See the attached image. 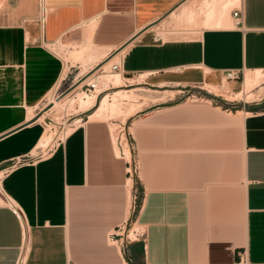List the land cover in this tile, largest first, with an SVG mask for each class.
<instances>
[{
  "label": "crops",
  "instance_id": "obj_1",
  "mask_svg": "<svg viewBox=\"0 0 264 264\" xmlns=\"http://www.w3.org/2000/svg\"><path fill=\"white\" fill-rule=\"evenodd\" d=\"M181 1L0 0V264H264V92L234 109L180 94L264 71V0H219L228 25L199 31ZM90 24L109 53L131 40L122 71L156 100L127 117L130 160L89 115L36 148L63 67L50 46Z\"/></svg>",
  "mask_w": 264,
  "mask_h": 264
},
{
  "label": "rangeland",
  "instance_id": "obj_2",
  "mask_svg": "<svg viewBox=\"0 0 264 264\" xmlns=\"http://www.w3.org/2000/svg\"><path fill=\"white\" fill-rule=\"evenodd\" d=\"M201 3H202V0L196 1L197 6L194 9L196 10L197 15L195 16V21L192 20L193 22L192 21L188 22V20L182 19V20H184L182 22H183V27L185 29L191 28V29H194V31H199L201 26H203V25L207 26L205 17H204V22L203 23L200 22V19L202 18V16H204V10L202 11L203 6ZM238 5H239V1L234 2L233 4H231L229 6V8H230L229 11L233 7H236ZM198 14H199V16H198ZM229 17H230V15H229ZM91 29H92V24H90L88 26V31H86L85 36H84V34L80 33L79 28L72 30L67 35H65L62 39L58 40L54 45L50 46L51 50L56 55L58 54L57 56L61 59L62 64H63V58H64L66 64L68 65V68H67L66 74H65L64 78L61 80L58 88H56V90H54L53 89L54 86H53L50 94L48 93L46 95V97L44 98L43 102L40 105V114L41 115L44 114L43 117H45L43 133H44V131L48 132L49 134L53 133L50 137V139H52L51 144L53 145V144H55L56 141L63 138L62 136H63V133L66 129H68V128L70 129L73 126L79 124L78 120L82 119L83 117L86 118L85 115H89L91 112H93L94 109L97 106H99L100 100L106 94H108V93L113 94V92L117 91V89H126V90L127 89H133L135 97L131 96L130 98L132 100L130 98L125 99V100L124 99L120 100L119 102H117L115 110H113L111 112L110 111L107 112L104 115V117H100V116L97 117L98 119L104 120L109 124L110 131H112L114 129V134L117 136V138L119 136L122 139V142L120 143L121 147L125 148V147H128L127 143H126L127 141H125V140H126V134H127L128 126L130 125V121L127 120L128 115L125 114L127 108H129L132 104H134L136 107H134L135 110L133 111V113H135L136 111L141 110V109L145 108L146 106H148L149 104H151L152 103L151 100L156 101V100H154L155 97L150 96V93L145 90L146 86L144 84L140 83L141 78L135 79V77H137V76H133V77H128L127 75L123 76L119 72L120 76L123 79V83L120 86L117 87V86H114L112 84H110V85L108 84V86L107 85L105 86V85L98 84L100 86V87L98 86L99 87L98 92H101V93L99 95H97L95 105L88 108V109H86V108L79 109L77 106L74 105L75 107L73 108L74 109L73 110L67 106L68 104L66 101H65V103L63 102L62 105L60 104L59 106H54L53 103L50 102L51 100H53V98L55 96L62 97L63 96L62 93L66 89H68L67 92H69L72 89V85L77 81L78 78L81 77V75H83L84 73L87 74L88 72L91 73L92 71H94V69L92 67H94V65L97 63L94 67V68H96L99 65L98 61L100 59H102L103 57H105L106 55L110 54L109 50H102L103 52L101 54H99L97 56H92V57L90 56L91 57L90 58L91 61H90V59L88 60V57H89L88 53H84L81 55H79V52L75 53L74 49L75 48L78 49V45L82 44L84 47L87 48L88 46H86V45L91 44V42L89 40ZM157 31L160 34H162L164 37H166V34H164V31H165L164 28H161ZM180 36H182V35H180ZM184 36H187V34H185ZM93 58H95L94 61H92ZM248 72L249 71H245V72H243V74H240L239 79L236 80L237 82L235 83L234 88H231V86L229 85V87H230V89H229L227 87V85L225 84L224 86L223 85H221L219 87L216 86V88H218L217 90H219V91L216 90V91H213L210 93L206 90V88H205L206 86L204 84H202V85H200V87H183L182 88L183 91H181L180 94H182L183 101L207 102L206 100L209 99L213 105H219V106L224 105V106H229V107H232V106H230L228 104H233L235 106V104H239V102L257 100L260 98V96L264 92L262 81H260V82L258 81L259 83L256 86L254 85L255 87L246 93L247 97L244 100L241 98L238 99V98H236V96L234 98V96L232 95V92H236V91L242 89V82H243L244 78H246ZM106 73L107 74H109V73L110 74L111 73L116 74V72H110L109 65H107L102 70L97 72L95 74V76H99V74H100V79L101 78L103 79L102 76H103V74L106 75ZM244 74H245V76H244ZM255 74L257 75L258 73L255 72ZM263 74H264L263 71H259L258 76L261 78L262 76H264ZM127 78H131V79H127ZM53 90H54V92H53ZM82 90L84 91L85 88L84 87H78L72 93H70V96L73 98H76V94ZM216 92L218 94H216ZM51 94H53L52 99L49 98V95H51ZM173 95H168V97H172ZM165 99H166V97H165ZM234 106L231 109H234ZM129 116H130V114H129ZM41 119H42V117H41ZM67 133L68 132H66V134ZM121 133H123V134L121 135ZM111 135H112V132H111ZM112 141H113V139H112ZM39 142H38V145L36 146V148H41L43 150V149H46V148L51 146V144H50L49 146H43L42 147L41 145H39ZM113 145H114V142H113ZM114 148H115V145H114ZM115 151L118 154L116 149H115ZM126 158H128V157H126ZM136 159H135V163H133V166L131 168V172L134 175L137 174L139 171V164H138L139 161H138V159L137 160ZM131 232H133V230H130L128 232V236L130 238H134L135 235H134V233H131Z\"/></svg>",
  "mask_w": 264,
  "mask_h": 264
},
{
  "label": "bare ground",
  "instance_id": "obj_3",
  "mask_svg": "<svg viewBox=\"0 0 264 264\" xmlns=\"http://www.w3.org/2000/svg\"><path fill=\"white\" fill-rule=\"evenodd\" d=\"M196 15H197V13H192L190 11H185L182 14H180V18L181 19H186V20H188V22L189 21H192V20L195 21V16ZM198 16H199V14H198ZM177 17L178 16H176V18ZM206 18L208 20L207 21V26H209V25H214V26H224L225 25V26H227L228 23H229V19H228L227 13H225L224 10H223V8H221L219 6V0H207V5H206ZM129 45H130V43L126 44L125 46L116 48L115 49L116 51L113 54L110 53L111 55L110 54L109 55H106L105 57H103L102 59H100L98 61V64L99 65L96 68H94L95 65L97 64L96 63L94 65V67H92L94 69V71H92L91 73L88 72L87 74L84 73L83 75H81V77L78 78L77 81L72 85V89L69 92L63 94L62 97H57V96L54 95L55 97L50 102L53 103L54 106H59L60 104L62 105L63 102L65 103V101H66L67 104H68L67 106L70 107L71 109H73L75 106H77L79 109H82V108L88 109V108L94 106L95 103H96L98 89L100 87L98 84L105 85V86L106 85L108 86V84L109 85L112 84V85L117 86V87L120 86L123 83V79L120 76L119 72H116V74H112V73L111 74L110 73L109 74L106 73V75L103 74V76H102L103 79L102 78L100 79V74H99V76H97L96 79H95L97 81L96 89L91 94H88V93H86L85 91L82 90V91H80L79 93L76 94V98H73V97L70 96V93H72L80 85H82V84H84L86 82H89L90 80H92L93 78H95L94 77L95 74L97 72H99L100 70H102L105 66L109 65V67H110V65H111L112 62L117 61L122 55H124V53L127 51L128 47H129ZM86 46H88V47L86 48L82 44L78 45V49L77 48L74 49L75 53L79 52V55L84 54V53H88L89 54L88 55L89 57L88 56L87 57H88V60H89L92 56H97V55H99V54H101L103 52L100 47L93 46L92 43L89 44V45H86ZM94 60H95V58L92 59V61H94ZM90 61H91V59H90ZM62 66L63 67H62V70H61V74L59 76V79H58L57 83H55V85H54V88H53L54 90H56V88H58V86H59L61 80L64 78V76L66 74V71H67V68H68V65L66 64L64 58H63V64H62ZM257 73L258 74L256 75L255 72H252V71L249 70L246 78H244V80H243L244 82H243V85H242L243 87H242L241 91H239V92L237 91L238 93L236 92V94H232L234 96V98L236 96V98H238V99L239 98H241L243 100L246 99V97H247L246 96V93L249 90H251L252 88H254L260 81L264 82V76H262L260 78L258 76L259 75V71ZM244 76H245V74H244ZM127 79H131V78H127ZM225 84L227 85V83L224 82L223 83V86ZM207 88H208V86H207ZM210 88H211V91L213 92L214 87H213V89H212V87H210ZM210 88L208 89V91H210ZM54 90H53V92H54ZM51 91H52V89H51ZM214 91H216V89ZM217 91H219V90H217ZM50 92H49V94H50ZM216 94H218V93L216 92ZM52 95L53 94L49 95V98L50 99H52ZM131 96H134V90L133 89H127V90L126 89H117V91L113 92V94H109V93L106 94L100 100L99 106H97L94 109V111L89 114V119H96L99 116L100 117H104V115L107 112H109V111L111 112V111L115 110V107L117 105V102H119L120 100H123V99L124 100L125 99H128ZM251 101H253V100H251ZM134 107H136V106L134 104H132L129 108H127L125 114L128 115V116H129V114L131 115L133 113V111L135 110ZM68 131H69V128L64 131L63 136ZM111 132H112V135H111ZM111 132H110V135H111V138L113 139V142H114V145H115V149L117 150L118 154H120L121 156H123L125 159L130 160V151H129V148L128 147H125V148H122L121 147V148H119L118 147V143H117V139L118 138L114 134V129ZM52 134L53 133H50L49 134L48 132H45L44 131V133L42 134V137H41V141H40L41 142L40 145L42 147L43 146H47V145H49L52 142V139H50V137H51ZM126 157H128V158H126ZM128 170L130 171L131 169L128 168ZM131 233H133V232H131Z\"/></svg>",
  "mask_w": 264,
  "mask_h": 264
},
{
  "label": "built area",
  "instance_id": "obj_4",
  "mask_svg": "<svg viewBox=\"0 0 264 264\" xmlns=\"http://www.w3.org/2000/svg\"><path fill=\"white\" fill-rule=\"evenodd\" d=\"M232 16L235 18L236 24L242 23L243 9H242L241 3H239V5L232 10ZM115 51L116 50H114L113 52H115ZM122 58H123V55L117 61H114L111 63V65L109 67L110 72H121L123 76L125 75V73L122 71ZM221 73H222L223 79H225L227 81H236L239 79L240 74H243V71L236 70V69H229V70H224ZM136 75H138V74H136ZM96 77L97 76H95V78H93L89 82H86V83L80 85L79 87H84L85 88L84 91L88 94H91L92 92L95 91L96 86H97V81L95 80ZM196 87H200V85H197ZM100 93L101 92H98L97 95H99ZM122 134L123 133H121V135ZM117 142L120 145V143L122 142L121 137L118 136ZM134 234H135V236H137V232H135ZM126 238L128 241H131L133 239V238H130L128 236V233L126 235Z\"/></svg>",
  "mask_w": 264,
  "mask_h": 264
},
{
  "label": "water",
  "instance_id": "obj_5",
  "mask_svg": "<svg viewBox=\"0 0 264 264\" xmlns=\"http://www.w3.org/2000/svg\"><path fill=\"white\" fill-rule=\"evenodd\" d=\"M183 1H184V0H182L180 3H182ZM180 3H179V4H180ZM179 4H178V5H179ZM175 7H176V6H175ZM175 7L171 8L170 10H168V11L164 14V16L168 15V14H169V13L175 8ZM164 16H163V17H164ZM130 41H131V40H128L127 42H125L124 44H122L120 47L125 46V45L128 44ZM113 53H114V52H113ZM113 53H112V54H113ZM110 55H111V54H110ZM67 91H68V89H66V90L62 93V95L65 94V93H67Z\"/></svg>",
  "mask_w": 264,
  "mask_h": 264
}]
</instances>
